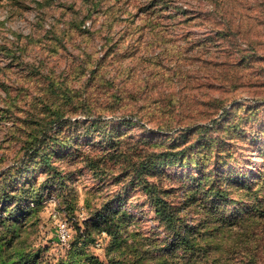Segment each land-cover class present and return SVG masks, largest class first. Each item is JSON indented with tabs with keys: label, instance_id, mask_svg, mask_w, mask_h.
<instances>
[{
	"label": "rangeland",
	"instance_id": "374dc122",
	"mask_svg": "<svg viewBox=\"0 0 264 264\" xmlns=\"http://www.w3.org/2000/svg\"><path fill=\"white\" fill-rule=\"evenodd\" d=\"M0 247L264 264V0H0Z\"/></svg>",
	"mask_w": 264,
	"mask_h": 264
},
{
	"label": "trees",
	"instance_id": "16d2710c",
	"mask_svg": "<svg viewBox=\"0 0 264 264\" xmlns=\"http://www.w3.org/2000/svg\"><path fill=\"white\" fill-rule=\"evenodd\" d=\"M210 231H211L210 229H204L202 230V233H205V235L209 234L212 238L206 235L201 240H198L199 239L198 237L201 236V234H195L196 232L192 233L190 237H185L183 239L184 246H185L184 250L191 249V247H194V245H196L197 247H202L203 244L205 247H208L209 245L215 246L217 244V241L215 240L216 235L213 236L210 233ZM0 249H2V247H0Z\"/></svg>",
	"mask_w": 264,
	"mask_h": 264
},
{
	"label": "built area",
	"instance_id": "2783aa9c",
	"mask_svg": "<svg viewBox=\"0 0 264 264\" xmlns=\"http://www.w3.org/2000/svg\"><path fill=\"white\" fill-rule=\"evenodd\" d=\"M69 236H70L69 229L67 228L66 224L65 223L60 224L58 229L59 242H61L62 244L67 243Z\"/></svg>",
	"mask_w": 264,
	"mask_h": 264
}]
</instances>
